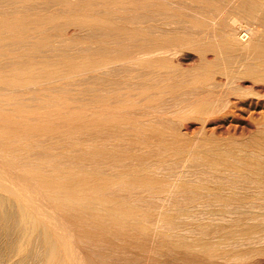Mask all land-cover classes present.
Returning a JSON list of instances; mask_svg holds the SVG:
<instances>
[{"label": "bare ground", "instance_id": "6f19581e", "mask_svg": "<svg viewBox=\"0 0 264 264\" xmlns=\"http://www.w3.org/2000/svg\"><path fill=\"white\" fill-rule=\"evenodd\" d=\"M8 1L19 9L0 15V264H129L145 248L223 257L232 250L223 243L264 241V129L226 149L204 147L207 136L200 147L176 143L184 134L153 120L152 94L165 90L123 89L119 74L164 69L171 94L207 96L194 101L198 113L231 93L236 109L264 110V0ZM185 20L195 33H181ZM64 26L91 27L102 42L36 58L32 49L49 48L57 33L61 48H73ZM185 45L229 65L215 78L203 61L195 80L176 79L167 54ZM232 78L252 85L224 92ZM194 152L210 157L213 177L174 188L165 164Z\"/></svg>", "mask_w": 264, "mask_h": 264}, {"label": "rangeland", "instance_id": "374dc122", "mask_svg": "<svg viewBox=\"0 0 264 264\" xmlns=\"http://www.w3.org/2000/svg\"><path fill=\"white\" fill-rule=\"evenodd\" d=\"M12 4L11 1L0 0V9L2 10L4 8L3 11L0 10V15L2 14L1 12L3 13L7 12V9L9 7L11 8V12L13 11L15 12V10L19 7L18 6L19 4L15 3L16 6L15 4L13 5ZM188 4L189 3L187 2V5ZM194 4L196 3L194 2ZM20 9L21 10L19 11L23 12L22 8ZM35 9L36 8H31L32 11H34ZM51 10L56 11L57 7L52 6ZM116 19H118V21H121L119 20L121 19L119 16H117ZM178 23L182 25L181 33H185V34L195 33V27L189 21L185 20ZM244 24H246V26L248 25L247 22H245ZM61 29L64 33L61 31ZM51 30L52 31L49 30L48 32H53V33L58 32L57 30L55 31H53V29ZM41 31H43L42 33H44V31L46 32L45 29ZM59 32H61L59 34L63 33L61 36L63 37L65 36L66 42L71 40L74 41V46L72 49L60 47L61 40H59L56 37L58 33L54 34L55 36L54 35L52 36V40L49 44V48H45L44 51L37 48L36 49L38 50V52L36 51L35 48L34 49L27 48V49L28 50L32 49L33 50L32 53L36 58H37V54L40 57L41 54L43 53H47L51 56L61 54L65 51L67 52L85 51L88 53V52H93V50H95L98 47V45L102 42L101 39L103 38L102 33L94 31L91 27L81 28L77 26L75 28L73 27L69 28L68 26L67 27L64 26L59 29ZM65 33L66 35H64ZM132 44L133 42L131 43V45ZM110 45H114V44L111 42ZM30 46L32 47V45H29L28 47ZM4 47L6 46L0 45L1 52L3 49H4L3 52H5V49L7 50V48ZM192 48H193L192 46H188V45L180 46L172 49L170 53L167 54L169 63L174 67V70L172 71V75L176 79L184 80L186 83L195 80L193 78V72L195 70V67L198 66L203 61H208L210 63L211 71L213 72V77L215 78H218L219 71H224L229 65V60L223 55H219L217 58H214V56L210 53H208L206 56ZM165 73L166 71L164 69L157 70L156 72L149 68H145L141 66H133V65L121 68L119 72V74H121V76L128 81L125 85L121 87L123 89L124 88L134 89L137 88L142 82H146L150 85L161 86L165 90L160 97L155 93L152 94L155 98H158L157 103L154 104L152 108L157 113L160 114L159 116H157L158 118L155 117L153 120L154 122H158V123L159 122L166 123L168 125L167 127H165L167 131L176 130L178 132L183 133L185 137H182L181 140L177 139L176 143L181 142L185 138L184 139L185 145L192 144L195 145L196 147H200L201 142H203L204 140L203 138L207 136L209 137V139H207L206 142L203 144L204 147H208L211 151L216 150V147L220 149H226L230 146H237L248 143L250 137L254 133H256L258 130L264 129V110L259 109V112H254L252 109H245V110L236 109L233 106V100L235 99V95L233 93H231L229 96L221 95L216 102L214 111H205L203 113H198L192 107L194 101L205 100L207 96H203V94H199L198 91H194L192 93L180 92L177 95L171 94L170 92H168L169 89L166 87L165 82L163 80ZM82 81L83 84L91 83V79L88 76H86ZM242 81H243L242 79L232 78L231 80H228L225 84H223L221 89H224L225 92L229 89L231 90L240 89V88L249 89L251 87L252 85L251 81H245L246 83L244 84L242 83ZM1 101L2 104L4 103L6 105V106L3 105L2 107L4 108L8 107L7 104L9 105L10 101H5V102L3 100ZM230 108L234 109L235 111L230 110ZM138 113L141 112L138 111ZM166 138L168 139V136H166ZM247 149L249 150V148ZM142 150L143 149L141 148L139 149L140 152H142ZM210 161H211L210 157L204 156L203 153L194 152L184 160H179V161L177 160L175 162L166 163L162 171L165 174H167L169 177L175 178L174 179L175 184L173 185L175 188L177 186L176 183L182 179H197L201 177L212 178L213 166L210 163ZM230 217L226 216L227 219L224 221L225 223L223 222L225 225L227 224V220ZM205 221L207 222V224H205L204 226L214 224L213 222L210 223V220H208V218H206ZM212 229L213 228L211 227V230ZM208 230L210 231V227H208ZM190 235H192V233ZM237 241H235L236 243L234 241L230 242L228 243L229 245L227 243L226 244L223 243L222 246L225 245L223 246L224 250L227 248L226 250L232 249L233 251L235 250L236 252H232L231 250L227 253V255L223 254V257L219 253L220 258L219 255L216 256L217 254L215 256L212 255L213 257L209 256L210 258L204 255V258H206L204 259L202 254H201L202 256L199 254L200 255L199 257L194 253L193 254L191 253L190 256L189 253L185 254L182 250H181L182 252L180 253H175L172 251L165 252V250L161 252L160 251L157 252L155 250L149 251L151 250L150 248L148 249L145 248L144 252H143L144 249L139 250L142 253L140 254L138 251L137 257H134V260L131 261L133 263L130 262L129 264H152V263L153 264H171V263L172 264H264V243H263L264 241L262 242L259 241L261 245L258 243V240L256 241L255 239L253 240L255 241L253 242L255 244L252 243V240L243 241L241 239V241L239 240ZM246 244L248 246H246ZM222 246L221 248H223ZM226 246H228L230 249ZM240 249L241 252L242 250L243 252L245 250V252L247 253L242 254L240 252ZM238 250L241 254L237 252ZM151 252L152 253L154 252L153 253L154 257H152ZM233 253H235L236 255L235 254L233 255ZM173 254L175 257L173 256ZM175 254L178 256H176ZM181 254L183 255L181 256ZM228 254H230L229 255L230 257L228 256ZM169 255L171 256L167 257ZM153 258L155 260H152ZM151 260L153 262H151Z\"/></svg>", "mask_w": 264, "mask_h": 264}]
</instances>
